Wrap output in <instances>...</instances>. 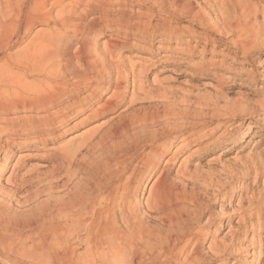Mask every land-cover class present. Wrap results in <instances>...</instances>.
I'll return each instance as SVG.
<instances>
[{
    "label": "rangeland",
    "instance_id": "1",
    "mask_svg": "<svg viewBox=\"0 0 264 264\" xmlns=\"http://www.w3.org/2000/svg\"><path fill=\"white\" fill-rule=\"evenodd\" d=\"M142 1L137 4L133 0H114L113 3L122 4L125 11L122 16L116 12L115 5L105 8L113 10L111 19L121 18L135 28L147 27V33L126 35L107 27L85 40L99 52L109 47V41H117L119 49L114 60L124 67L133 64L143 70L144 94L137 95V100L135 98L128 107L132 97L129 82L126 105L90 121H85L86 113L80 114L58 130L56 140L39 148H34L33 138L12 139L8 134V130L20 125L17 122L11 126L10 118L21 120L27 116L22 112L10 115V102L5 101L10 97V85H15L17 80L29 84L44 80L34 74L25 75L15 66L24 64L22 59L34 49L36 35L60 36L71 52L81 36L73 38L71 33H66L56 23L54 14L48 23L34 21L27 31L25 27L17 30L13 17H10L8 31L0 28V103L4 112L0 114V223L5 221L0 224L4 225L0 226V264H10V242L16 238L10 226L19 225L21 228L14 229L15 233L21 231L19 234L23 236L30 235L33 229L37 232L43 213L55 209L57 200L75 193L96 159L106 156L105 147L112 148L113 143L123 140L124 136L115 138L111 134L130 120L133 113L139 117L144 113L162 114L164 118L150 130L169 132L166 139L155 143V155H150L148 147L142 148L136 162L150 159L154 164L133 199L140 206L138 213L149 215L147 225L157 227L158 218L146 208L145 201L164 169L167 186L176 191L180 199L192 201L191 205L183 207V216L193 218L194 210L203 214L189 227V234L198 240L202 253L233 241L234 233H238L239 245L234 258L208 260V264H264V226L261 235H253L258 224L264 225V28H261L264 0H250L251 9L256 12L255 22L249 21L239 29L243 31L242 39L254 37L255 49L248 54L234 50L238 37H242L237 27L223 31L215 30L216 26L207 27L205 22L214 16L210 18L206 1L187 0L199 14L196 19L173 9L169 0H159L165 12L157 7L160 5L153 7ZM226 1L231 8L238 3V0ZM68 2L65 0L63 4ZM145 3L151 10L141 5ZM234 13L237 25L242 17L239 10ZM4 19L1 17L0 22ZM155 25L166 28L160 35L155 34ZM202 35H206L209 42H205ZM108 96L110 91H106L102 99ZM230 117L234 119L229 120ZM93 126L99 128L93 143L100 138L108 139L99 150L87 153L85 147L78 149L71 160L74 168L68 178V172L58 168L48 154L71 142L74 144L70 147L79 146ZM20 141L26 144L18 145ZM25 181L27 184L23 183ZM50 185L52 190H49ZM72 246L76 249L73 261L81 262L78 259L87 256L85 246L80 243Z\"/></svg>",
    "mask_w": 264,
    "mask_h": 264
},
{
    "label": "bare ground",
    "instance_id": "2",
    "mask_svg": "<svg viewBox=\"0 0 264 264\" xmlns=\"http://www.w3.org/2000/svg\"><path fill=\"white\" fill-rule=\"evenodd\" d=\"M64 1L0 0V18L5 17L0 22V28L4 30H9L10 17L15 19L17 30L25 27L27 31L34 21L48 23L54 14L56 23L66 33H71L73 38L76 35L81 36V41L71 52V48L63 43L60 36L47 38L36 35L34 49L22 59L24 64L15 66L24 71L25 75L34 74L44 79L31 84L17 80L15 85H10V97L5 99L10 102V115L18 112L27 115L21 120L10 118L11 126L17 125V122L20 125L17 129L8 130V134L12 139L33 138L34 148L56 140L58 130L80 114L86 113L85 121H90L126 105L129 82L132 97L128 101V107L133 105L135 98L137 100V95L145 92V87L141 84L143 70L137 69L133 64L124 67L114 60V54L119 49L117 41H109V47L99 52L85 39L107 27L126 35L132 33L134 36L147 33L148 28H135L134 24L124 22L121 18L111 19L113 10L106 9V5L109 8L115 5L119 15L125 14L122 4L113 3L114 0H69L68 4H63ZM133 1L137 4L144 2ZM169 1L176 11L193 19L199 18V14L194 12L187 0ZM204 1L210 10V18L214 16L213 19L204 20L208 28L216 26L215 30L223 31L237 27V33L241 34L243 31L240 28L249 21L255 22L256 12L251 9L250 0H238L237 5L232 8L226 0ZM145 2L153 7L160 5L157 7L163 11V2ZM148 4L141 5L151 10L152 7ZM237 10L242 20L236 25L234 12ZM165 28L155 25L153 31L160 35V31ZM261 28H264V24ZM241 36L238 37L234 50L248 54L255 49L252 42L254 37L242 39L244 35ZM200 37L209 42L206 35ZM7 39L10 41V37ZM12 82L10 80V84ZM106 91H110V96L102 99ZM238 112L243 113V110ZM3 113L0 103V114ZM130 117L132 118L111 134L115 138L124 136L123 140L113 143L112 148L105 147L103 154L106 156L96 159L94 167L88 171V179L80 180L79 185L75 186L77 193L75 190L74 194H68L60 200L55 199V209L43 213V217H40L42 224L37 232L33 229L28 236L20 235L21 231L20 234L15 233L21 227L10 221L16 237L10 242V264H208L213 260L234 258L239 245L238 233H234L233 241L202 253L198 240L189 234V227L197 223L203 214L194 210L193 218L183 216V207L186 204L191 205L192 201L180 199L175 194L176 191L173 192L167 186L164 169L160 171L145 201L146 208L158 218L157 227L151 228L147 225L149 215L138 213L140 206L133 199L140 183L146 175L151 174L150 170L154 165L153 161L146 159L138 162V166L136 162L140 156L139 151L148 147L150 155H155V143L166 139L169 132L157 133L150 130L164 118L162 114L144 113L139 117L133 113ZM233 119L230 117L229 120ZM94 127L96 126L92 128ZM91 129L85 133L86 139L79 146L70 147L74 144L71 142L65 148L57 147L53 153L48 154L58 168L68 172V178L69 172L74 168L71 160L78 149L85 147L86 152L90 153L99 150L108 139L100 138L93 143V137L99 128ZM20 142L22 143L18 145L26 144L25 141ZM23 183L27 184L26 181ZM49 190H52L51 185ZM6 221L9 223V220ZM257 226L259 228H255L254 236L262 234L264 225ZM75 243L83 244L86 248L87 256L78 259L81 262L73 261L76 249L72 245ZM261 255L260 258L263 257Z\"/></svg>",
    "mask_w": 264,
    "mask_h": 264
}]
</instances>
